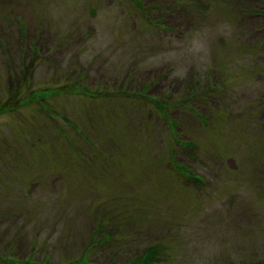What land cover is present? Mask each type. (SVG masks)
I'll return each mask as SVG.
<instances>
[{
  "label": "rangeland",
  "instance_id": "1",
  "mask_svg": "<svg viewBox=\"0 0 264 264\" xmlns=\"http://www.w3.org/2000/svg\"><path fill=\"white\" fill-rule=\"evenodd\" d=\"M153 243L264 263V0H0V264Z\"/></svg>",
  "mask_w": 264,
  "mask_h": 264
},
{
  "label": "trees",
  "instance_id": "2",
  "mask_svg": "<svg viewBox=\"0 0 264 264\" xmlns=\"http://www.w3.org/2000/svg\"><path fill=\"white\" fill-rule=\"evenodd\" d=\"M83 92L85 94H89L90 95V90H87L86 88L83 89ZM36 96V94H34ZM35 96H31V98L29 99H34ZM38 97V96H37ZM40 98V97H39ZM156 107H164V105L157 101L154 103ZM174 138V137H173ZM173 162L175 163L176 168L186 177L192 178L195 182H198V178L193 175L186 167H183V165L177 164L174 159ZM104 236H110V233H107ZM161 251L160 247L153 243V244H149L147 245L142 252H140L139 254L134 255L130 260L126 261L123 264H138V263H145V264H153L156 261L159 260V252ZM78 263L80 264H91L90 262H88V258L87 255H82L80 257L79 260H76ZM12 262V261H11ZM18 262H21L23 264H58L56 262L50 261L49 259H43L41 261H36L34 259H32V257H27L25 259L19 260ZM15 263V262H13ZM17 263V262H16ZM264 264V263H262Z\"/></svg>",
  "mask_w": 264,
  "mask_h": 264
},
{
  "label": "bare ground",
  "instance_id": "3",
  "mask_svg": "<svg viewBox=\"0 0 264 264\" xmlns=\"http://www.w3.org/2000/svg\"><path fill=\"white\" fill-rule=\"evenodd\" d=\"M173 61V60H172Z\"/></svg>",
  "mask_w": 264,
  "mask_h": 264
}]
</instances>
